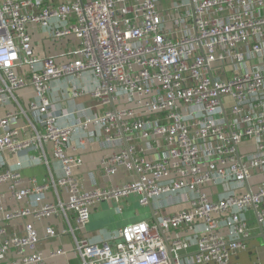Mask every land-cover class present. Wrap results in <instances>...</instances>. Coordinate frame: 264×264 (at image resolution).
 Returning a JSON list of instances; mask_svg holds the SVG:
<instances>
[{"label":"built area","instance_id":"built-area-1","mask_svg":"<svg viewBox=\"0 0 264 264\" xmlns=\"http://www.w3.org/2000/svg\"><path fill=\"white\" fill-rule=\"evenodd\" d=\"M32 26L77 45L65 62L40 57ZM86 76L91 89L77 85ZM66 79L71 91L59 89L57 100L89 95L102 112L78 109L74 125H61L50 94ZM28 86L33 120L16 97ZM11 100L19 109L0 117V157L37 149L34 164L49 176L24 179L22 161L14 169L0 162L10 198L35 202L10 210L0 193V264H44L35 224L54 218L66 228L47 227L45 237L70 235L79 264H242L241 254L243 264H264V0H0V105ZM22 114L26 137L13 126ZM92 127L104 148L119 149L100 163L106 177L124 170L133 180L83 189L72 139ZM132 198L141 207L167 203L153 223L128 224L99 242L85 236L97 204ZM20 219L32 222L10 233L7 224Z\"/></svg>","mask_w":264,"mask_h":264},{"label":"crops","instance_id":"crops-1","mask_svg":"<svg viewBox=\"0 0 264 264\" xmlns=\"http://www.w3.org/2000/svg\"><path fill=\"white\" fill-rule=\"evenodd\" d=\"M31 34L33 40V49L36 55L42 56H53L58 59L59 62H65L64 55L77 45L75 38H65L61 41H54L48 35L43 33L40 27L32 26ZM25 73V69L21 71ZM90 76H86L84 81L77 82L82 88L91 89L92 84H90ZM71 86L68 80H61L52 83V92L50 97L55 101L56 115L60 116L59 123L63 126L74 125L79 118L76 113L78 109H86V114L89 117H94L95 115L102 112L101 109L95 108L96 102L91 96L87 95L80 99L64 98L57 100L55 93L62 90L71 91ZM18 103L26 110L27 116L33 120L34 117L28 111V105L31 101L36 99V93L34 89L30 86L20 90L16 94ZM19 109V106L14 100L9 101L5 105H0V117H3L6 112H15ZM25 114L18 115L16 123L13 125L16 128L21 129L23 137L30 133L29 120ZM91 132H79L74 135L72 139V146L77 148L76 154L83 159V165L75 170V174L79 178L83 189L92 190L96 187L105 188L115 185H122L126 182H130L134 179L133 175L121 170L117 175L112 177H106L103 170L101 169L100 163L102 159L112 152H117L119 149H106L102 144V135L99 127H92ZM29 135V134H28ZM95 135L93 138L91 136ZM85 137L87 143L80 145V137ZM73 151L71 150V153ZM46 153L50 162L52 170L56 171L55 174L59 173L60 165L58 162L53 160L52 146L50 144L46 145ZM40 152L37 149H32L27 153L21 155L20 157H14L11 155H4L0 157V162H6V167L16 168L18 162L22 161L24 167L22 169V174L24 179L36 178L39 182H44L49 176V170L45 164H34L33 158L38 157ZM0 193L8 194L7 207L10 210H16L20 207H26L28 205L34 204V199H30L25 202L16 203L14 199L10 198L8 192V185H0ZM52 195L48 196L51 200ZM137 198H132L130 200H123L119 204L114 201L101 202L97 204L94 208L92 221L88 226L85 236L91 239L93 242H99L107 240L111 237V234L122 227L138 222L141 220L148 221L150 223L155 222V217L153 215L154 209L158 205H165L167 203L166 198L153 201L151 203L152 209L148 207H137V210H132ZM123 207V212L119 213L117 211L118 206ZM176 207H174L175 209ZM180 208V207H177ZM169 209V211L174 210ZM28 222H32L31 219H20L15 220L7 224V228L10 233H20L22 232L24 225ZM36 228L42 237V242L40 245L41 250L45 255L44 264H79V259L75 253V246L73 239L70 235L62 236L59 238H46L45 230L47 227H55L58 230L66 228V224L61 218L48 219L42 222H37ZM57 250H63L66 255L51 257V253ZM12 258V256H11ZM247 259L246 256L241 254L239 256V261L243 264V260ZM3 264L5 262L1 260Z\"/></svg>","mask_w":264,"mask_h":264},{"label":"rangeland","instance_id":"rangeland-1","mask_svg":"<svg viewBox=\"0 0 264 264\" xmlns=\"http://www.w3.org/2000/svg\"><path fill=\"white\" fill-rule=\"evenodd\" d=\"M172 3V1H169L168 2V4H171ZM244 150H243V146L241 147V152H243ZM249 151H252V149L251 150H249ZM137 205H139L138 204V199H137V201H136V203H135V205H134V207L132 208V210H137L138 208L137 207H139V206H137ZM141 207V206H140ZM258 251H259V254H260V256L262 257V259H264V247H259V249H258Z\"/></svg>","mask_w":264,"mask_h":264},{"label":"water","instance_id":"water-1","mask_svg":"<svg viewBox=\"0 0 264 264\" xmlns=\"http://www.w3.org/2000/svg\"><path fill=\"white\" fill-rule=\"evenodd\" d=\"M150 209H152V205H150ZM262 238L264 239V236H262Z\"/></svg>","mask_w":264,"mask_h":264}]
</instances>
